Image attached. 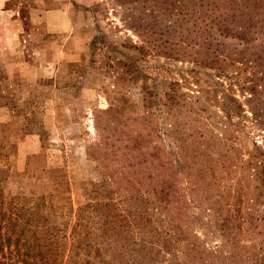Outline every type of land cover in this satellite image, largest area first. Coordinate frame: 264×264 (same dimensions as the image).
Returning a JSON list of instances; mask_svg holds the SVG:
<instances>
[{
	"label": "trees",
	"instance_id": "obj_1",
	"mask_svg": "<svg viewBox=\"0 0 264 264\" xmlns=\"http://www.w3.org/2000/svg\"><path fill=\"white\" fill-rule=\"evenodd\" d=\"M228 10L231 19L256 15L261 23L227 30L240 35L238 49L226 51L215 38L227 29L219 22L199 49L148 31L144 47L129 46L144 57L143 112L120 114L144 130V209L131 214L112 200L110 174L100 186L106 198L89 205L93 222H82L80 210L67 232L42 201L7 198L0 174V264H264V0L234 2ZM107 43L97 34L91 53H109ZM155 56L190 66L171 70L148 60ZM132 65L123 62L127 74L141 73ZM113 110L119 112H106ZM133 139L131 149L140 142ZM97 147L106 152L108 144L102 138ZM133 182L138 193L141 182ZM193 224L221 240L209 249L196 231L190 234ZM135 229L144 238L130 247Z\"/></svg>",
	"mask_w": 264,
	"mask_h": 264
},
{
	"label": "rangeland",
	"instance_id": "obj_2",
	"mask_svg": "<svg viewBox=\"0 0 264 264\" xmlns=\"http://www.w3.org/2000/svg\"><path fill=\"white\" fill-rule=\"evenodd\" d=\"M240 1L0 0V174L6 176L5 196L42 201L54 222L70 232L80 210L82 222H93L89 205L106 198L100 186L113 174L107 183L112 200L131 214L143 210L144 130L120 114L139 118L143 112L144 57L138 59V50L129 46L144 47L148 31L199 49L219 22L227 29L215 38L224 50H235L240 35L227 30L237 31L245 21L261 24L256 15L230 18L228 8ZM97 34L112 44L109 53H91ZM153 58L148 60L171 70L190 66ZM123 62H133L141 73L127 74ZM109 108L119 112L107 113ZM134 137L140 142L131 149ZM102 138L107 154L104 148L97 150ZM248 139L242 143L250 146ZM131 179L140 180L138 193L137 182L128 183ZM194 231L209 249L221 240L205 236L199 224L192 225L190 234ZM141 238L144 230L135 229L129 246Z\"/></svg>",
	"mask_w": 264,
	"mask_h": 264
}]
</instances>
